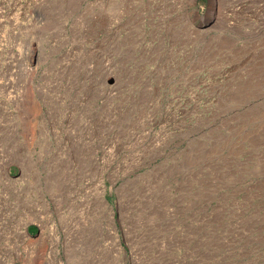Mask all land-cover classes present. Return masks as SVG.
<instances>
[{
	"label": "rangeland",
	"instance_id": "rangeland-1",
	"mask_svg": "<svg viewBox=\"0 0 264 264\" xmlns=\"http://www.w3.org/2000/svg\"><path fill=\"white\" fill-rule=\"evenodd\" d=\"M0 264H264V0H0Z\"/></svg>",
	"mask_w": 264,
	"mask_h": 264
},
{
	"label": "bare ground",
	"instance_id": "bare-ground-1",
	"mask_svg": "<svg viewBox=\"0 0 264 264\" xmlns=\"http://www.w3.org/2000/svg\"><path fill=\"white\" fill-rule=\"evenodd\" d=\"M135 14H136V13H135ZM116 17H117V16H116ZM27 90H28V89H27ZM33 91H34V90H33ZM31 94H33V93H31ZM32 104H33V103H32ZM32 104H31V105H32ZM31 105H30V106H31ZM33 105H34V104H33ZM33 105H32V106H33ZM36 109H37V106H36V104H35V105L33 106V108H32V112H33L34 114L36 113ZM30 113H31V112H30ZM33 113H31V116L34 115Z\"/></svg>",
	"mask_w": 264,
	"mask_h": 264
}]
</instances>
